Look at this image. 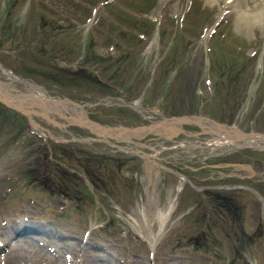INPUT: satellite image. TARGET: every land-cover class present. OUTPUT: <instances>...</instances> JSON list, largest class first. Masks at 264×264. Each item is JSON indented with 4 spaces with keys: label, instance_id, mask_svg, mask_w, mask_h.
<instances>
[{
    "label": "rangeland",
    "instance_id": "374dc122",
    "mask_svg": "<svg viewBox=\"0 0 264 264\" xmlns=\"http://www.w3.org/2000/svg\"><path fill=\"white\" fill-rule=\"evenodd\" d=\"M9 3L0 0V80L67 106H33L37 126L15 137L0 120V264H264L262 142L220 147L223 131L195 122L124 140L61 116L76 120L75 103L111 127L200 115L264 133V22H237L244 0ZM134 17L154 24L130 26ZM0 111L25 119L1 100ZM224 164L261 181L219 178ZM210 181L261 197L220 189L235 195L237 222L204 201Z\"/></svg>",
    "mask_w": 264,
    "mask_h": 264
},
{
    "label": "bare ground",
    "instance_id": "6f19581e",
    "mask_svg": "<svg viewBox=\"0 0 264 264\" xmlns=\"http://www.w3.org/2000/svg\"><path fill=\"white\" fill-rule=\"evenodd\" d=\"M176 1H178V0H173V2H176ZM251 2L253 3V5L248 6L246 1L244 0V6L238 8L239 9V18H238L237 22L240 25H242V26H247L248 24L251 25V23L254 22V21H256V22H264V0H258V1L251 0ZM247 6L249 8H247ZM250 27H248V28H250ZM3 72H5V74H7L8 76L11 75L10 74L11 72L9 70L3 69ZM13 78H15V77H13ZM13 78H11V79H13ZM33 90H35V92H33V93L30 92L29 94H18V92L15 89H13L12 85H10L9 83H7L5 81H1L0 80V95L2 97H4L6 100H8L9 102L15 104L16 106H19V107H22L24 109H27L29 106H33V105L39 104V105H37L39 108L42 107L40 105H43V107H46V109L48 111L49 110H54L55 111V106H58V104L62 105V107H64V108L67 106L66 102L60 100L59 98L58 99H54L51 96L47 95L45 92L41 91V87H34ZM7 97H10L12 100H10ZM71 104L75 108L78 107L75 111H72L71 117H74L76 119V120H73V121L81 122V123L86 121L87 124H92L93 128H96L95 127L96 125L94 124V122L90 121L88 118H86V116L83 113H81V108H82L81 106H79V105H77L75 103H71ZM42 113L45 114L44 111H42ZM45 115H47V114H45ZM138 131H139V129H137L136 132H138ZM221 133H222V134H220L221 138L218 139V140H214L218 144L226 143V142H229V141L230 142H234V140H232L233 136L235 138H238L241 135L244 136L243 134H241L238 131H237L236 134H227V132H224V131L221 132ZM136 136H137V134H136ZM138 136H140V135H138ZM235 138H233V139H235ZM258 142H262V144L264 146V135L253 134V135H251L249 137H245L244 140H243V143H246L248 145H252L254 143L258 144ZM31 236H32V234H31Z\"/></svg>",
    "mask_w": 264,
    "mask_h": 264
},
{
    "label": "flooded vegetation",
    "instance_id": "af4514ba",
    "mask_svg": "<svg viewBox=\"0 0 264 264\" xmlns=\"http://www.w3.org/2000/svg\"><path fill=\"white\" fill-rule=\"evenodd\" d=\"M231 166H236V165H241L240 163L238 162H232V163H229ZM247 164V163H246ZM230 168H233L231 167ZM240 167V166H239ZM242 167V166H241ZM219 168H221L218 172V175L217 177H231L232 179H245L247 181H249L250 183H254L256 181H261L260 179H255L253 178L252 176H249V175H237V174H233L232 172L230 171H226L225 168H226V164L224 165H220ZM213 176H211L212 178ZM243 188V189H250L249 186L247 185H244V184H241V183H232V185H228V184H225V183H221V184H215L213 182H208L207 185L203 186L202 189L204 190H208V189H216V188H222V189H225V188ZM251 190V189H250ZM216 196L220 199V205L225 208L226 211H230L232 213V215H234V217L236 219H240V217L242 216V213L240 212V209H239V206L238 204L236 203V199H235V195H233L232 193H228V192H215ZM204 198H206L207 201H209L210 199L207 197L206 194H204Z\"/></svg>",
    "mask_w": 264,
    "mask_h": 264
},
{
    "label": "water",
    "instance_id": "95a60500",
    "mask_svg": "<svg viewBox=\"0 0 264 264\" xmlns=\"http://www.w3.org/2000/svg\"><path fill=\"white\" fill-rule=\"evenodd\" d=\"M33 106H37V105H33ZM33 106H30V107H33ZM18 109H23L22 107H19L17 106ZM31 111H25V114L29 116V113ZM66 120L68 121H72L71 119L63 116ZM188 122H195L197 123L202 129H205L206 126L202 125L201 122H205V123H209V124H212V125H217V126H224V124H219L218 122L212 120V119H209V118H206V117H202V116H187V115H180V116H170V117H166V118H162L161 120L158 121V123L156 125L160 126V125H163V124H168V125H174V124H179L181 125L182 123H188ZM86 121H84L83 125H86ZM96 128L100 129L101 131H103L104 133H107L108 131H111L113 128H110L108 126H100L98 124H95ZM170 126V127H171ZM151 127V126H150ZM124 131H132L134 129H128V128H120ZM172 129V127H171ZM183 129V128H182ZM172 131V130H171Z\"/></svg>",
    "mask_w": 264,
    "mask_h": 264
},
{
    "label": "trees",
    "instance_id": "16d2710c",
    "mask_svg": "<svg viewBox=\"0 0 264 264\" xmlns=\"http://www.w3.org/2000/svg\"><path fill=\"white\" fill-rule=\"evenodd\" d=\"M6 2H7V4L8 5H10L11 3H9V0H6ZM154 3H155V1H154ZM154 3H153V5H154ZM138 20H140V26L141 27H145V29H146V24H147V26L149 25V24H154V22H152V21H150L149 19H147V18H140L139 19V17H134L133 18V23H131V24H129L130 26H134V22H136V21H138ZM144 31H146V30H144ZM89 44H90V42H89ZM94 57V59H96V60H100L101 59V57H96L95 55H93ZM234 65V62H232L231 63V65L230 66H233ZM26 174H27V176L29 177V178H34V171H33V169L32 168H29V169H27V170H25L24 171ZM99 192L101 191V190H98ZM67 196V198H72L71 196H68V195H66ZM215 199V198H214Z\"/></svg>",
    "mask_w": 264,
    "mask_h": 264
}]
</instances>
